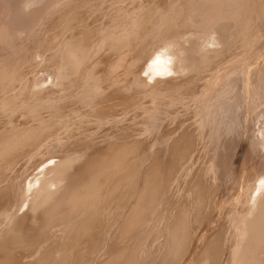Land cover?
I'll use <instances>...</instances> for the list:
<instances>
[{"label":"rangeland","instance_id":"obj_1","mask_svg":"<svg viewBox=\"0 0 264 264\" xmlns=\"http://www.w3.org/2000/svg\"><path fill=\"white\" fill-rule=\"evenodd\" d=\"M27 1H25V0L24 1L23 0H0V127L2 126V128H0V139H1L0 141L5 140L7 142V140L11 139L9 141L11 143L12 142L14 143L16 141L15 137H19V136H17V134L23 135V134H28L29 132H31L32 134L36 135V137H34L35 135H33V137L30 136L28 138L29 140L31 139V142H29V140L27 141V139H26L24 141L25 145L20 144L21 148H20V146L13 148L12 150L14 153H12V150H10L6 156L8 158H5L4 161H0V165L1 164L6 165L5 167L7 170L5 172L1 171V173H3V172L4 173L0 174V176H1V178H0V204H1V206H0V249L3 251V253H2V251L0 250V264L5 262V261H3V259L6 260L7 258L9 259V257H11V259H9L11 261L16 262L18 260L17 262H20L19 264H21V262H22V264H29V263L30 264H38L39 262L41 263V262H45V261H48V263L46 262L47 264H51L52 260H54V259L59 260L60 259L59 256H62L65 254L64 250L66 247L63 248L64 252L62 251V253L61 252L58 253L57 251L56 252L53 251L54 254H53V252L51 253V251H52L51 248H53V246H55L57 243H60L62 245H64L66 243V241H67V234L66 233H68L67 229H66L67 226L63 225V224H65L64 223L65 213L63 212L60 217H57L55 212H54L57 210V209H55V207L60 205L58 203V201L60 203H62L63 201L66 203V201H65L66 198H64L63 196H64V194H66L65 197H67V193H65L64 191H66V189L68 191V188H69L68 186L72 185L73 182L77 178L80 179L81 176L78 175V173H77L78 176L75 175V171L77 172V171H79V169H81L80 171H82L84 166L90 161L89 157H91V156L93 157L97 153H103L107 149V147L114 146L116 144V142L117 143L119 142L118 144H121V143L127 144V142H132L133 139H136V138L138 139L139 135H140L139 139L140 138L143 139V137H145L144 133L142 135V133L140 132V129H142V128L139 127L140 123H141V120H139V117H137V118L135 117L138 120L134 121V124L132 125V126H137L136 130L139 132H136V130H134L133 134H132V132L129 133V131H128L130 128L129 126L115 125V122H116L115 120L119 119L120 118L119 115L121 114L120 113L121 111L120 112L118 111V108H120L119 105L121 106V104H119V101L122 100V101H120V103L124 102L123 99L130 101V96H134V94H136L137 92L142 93L139 90H136L137 91L136 92L135 90L132 89L131 83L129 82V76H128V75H130V72L132 71L131 68H134L136 65H138L139 63L137 64V62H139L140 60H142V62L143 61L146 62L145 59L148 60V58L153 53L155 46L158 42H159V44H157V45H159V46L160 45L166 46V43H171V44L174 43L172 45L173 47L171 46L172 50H178V49H180L186 45L187 47L185 46V48H188V50H189L187 54H190L189 57H191V58H189L191 60V61H189V63L193 64V65H191L192 70H194V68L202 69V68L207 67L206 71H208V72L209 71L211 72L214 70L216 71L218 68H220V66L224 65L225 62H227L226 59L229 61V59L235 58V55H236L235 53L232 54L229 51V48L227 50H224L223 47H221L220 49H219V47L213 48V50L215 52H219L217 54L212 52L213 51L212 50V44L210 42L211 41L210 36H212L211 35L212 30H209V29H212V25H211L212 19H210L212 17V11L210 12L211 8H209V7H211L210 3L212 4V1H214V0H212V1L211 0H180V1L179 0H151V4H147V5H143L146 0L145 1L140 0L142 4L138 3V5L141 8L138 7L137 9L135 7L133 8L132 6L128 5L132 1H135V0H130V2L128 1L129 3L126 0L124 5L125 6L128 5V8H125V7L123 8V6H122V8H120V9L118 8L117 11L113 9L114 11L112 10L111 12H110V10H111L110 8L121 3V2H123V0H69V1L68 0H55V1L54 0H34L33 3H32L33 0H27ZM140 1H137V2H140ZM247 2H249V3H247ZM261 2H262L261 0H248V1L246 0V1H244V3H246L245 4L246 6H243V8H241L240 12L237 10L239 13H241L240 15H242V13L244 15V14H246V12L247 13L251 12L250 17H247V18L245 17L246 19H249L248 21H250V22L246 21V23H245L246 26L245 25L243 26V28H247L246 34H243L244 30L241 31L242 37L243 38L245 37L246 39L244 38L242 41V44H240L241 46H244L243 48L240 47L243 50L238 48V49H240L238 51L239 54L240 53H248L250 51L249 49L252 50V48H250V46L253 47V45L254 46L258 45L256 43H259L260 39L261 40L263 39L259 35L256 37V33L251 38L252 34L254 33V30L256 32V31H258V29H261L264 26V20H262V18H261L264 16H260V15L264 14L263 13L264 11L262 12V7H260L264 4H261ZM26 4L29 7L26 6ZM22 5H25V6H22ZM121 5H119V6L121 7ZM21 6H22V8H20ZM16 7H17V9H15ZM129 7L133 8V9H131ZM263 8H264V6H263ZM22 9H24V10H22ZM122 9H123V11H121ZM129 9L131 12L128 11ZM135 9L138 10V12L132 13V11ZM242 9L245 10V12ZM143 10H144L145 14L143 13ZM149 10H151V11H149ZM165 10H166V12H165ZM205 10L206 11L208 10V12H205ZM251 10H253V11H251ZM256 10H258V12H256ZM153 11H156V12L158 11V13H157L158 16L157 17L155 16L157 18V20L154 17V20L152 21L153 23H151V22H150V24L148 23L149 21H151V19L150 20L148 19V21H147V20H144L143 18L139 17V13L140 14L143 13L140 15L143 17L146 15V12L149 13V12H153ZM124 12H126V13H124ZM163 12H165V13L163 14ZM194 12H195V14H194ZM259 12H262V13H259ZM114 13L116 16V20L113 19V18H115ZM129 13H130V15H129ZM203 13H204V15H203ZM205 13L206 14L209 13V15H208L209 17L208 16L206 17ZM117 14H118L119 18L117 16ZM121 14H126V15L128 14V15L125 18L121 16V18H122L121 19L120 18ZM96 15H98V16H96ZM137 15L139 18L137 17ZM240 15L238 14L237 17H239ZM253 15H255V16H253ZM160 16H162V17L160 18ZM164 20H166V21H164ZM257 21L259 23H256ZM141 22H143L142 25H141ZM144 22L146 24L148 23V25L144 24ZM191 22H192V24H191ZM197 22H198V24L200 23L199 25L201 27V31H200V28H199V30H197L199 27ZM194 24H195V26H194ZM205 24H207V25H205ZM143 25H144V27H143ZM179 25H181V27H179ZM210 25H211V27H210ZM196 26H197V29H194V28H193L194 30L191 29V27H196ZM189 28L191 30H193L194 32L193 31L191 32V30ZM180 29H182V30L180 31ZM203 29H204L205 33L207 32V34L203 33V31H202ZM195 30L197 32L200 31L197 34L200 35V37L202 35V37H203L202 39L198 37ZM152 31H153V33H152ZM160 31H162V32H160ZM235 31H236V29H235ZM261 31H262V29H261ZM163 32H165V33H163ZM238 32H240V31H238ZM172 33H175V34L172 35ZM192 33H193V36H192ZM165 34L166 35L168 34V35L166 36ZM171 35H172V37H171ZM206 35H208V36H206ZM245 35H249V36L247 37ZM204 36H206V37H204ZM187 37H188V39H187ZM197 37L200 39V41L201 40L202 41L200 42ZM158 38H159V40H158ZM204 39L206 41H204ZM108 40H110V41H108ZM182 40H184L185 42L188 40L189 42L185 43ZM256 40H258V41H256ZM195 41H196V43H195ZM207 41L210 43L208 44ZM235 41H237L238 43H241L240 39H239V41H238V39L234 40V42ZM192 43H194V44H192ZM187 44L189 45V47ZM200 44H202V45H200ZM245 45H247V46H245ZM77 46H78V48H77ZM84 46H86V48ZM194 46H196V47H194ZM131 47H132V49H131ZM125 49H126V51H124ZM142 49H145V52ZM222 49H223V51H222ZM263 49H264V47L260 50V52H264ZM77 50H78V52H77ZM134 50H135V52H134ZM139 50H141V51H139ZM142 51H143V54L144 53L145 54L142 55V58H141L140 55H141ZM207 51H209L210 53L212 52V54H210ZM138 52L140 53V55ZM83 53H86V54H83ZM137 53L140 56V58L137 55ZM148 53H150V54H148ZM129 54H131V55H129ZM191 54H192V56H191ZM199 54H201V55L203 54L204 56H206L205 57L206 60L201 59L202 61L199 62L198 61V57L200 56ZM220 54H222V55H220ZM215 55H217L219 57V58L216 57L217 61L213 60ZM84 56H85V58H84ZM208 56H210V57H208ZM225 56L227 58H225ZM126 57H128V59ZM137 58H139V59H137ZM143 58H144V60H143ZM125 59H126V61H125ZM136 60H138V61H136ZM193 60L196 61L197 66H196L195 62H193ZM212 60H213V62H212ZM79 61H80V63H79ZM130 61H131V63H129ZM142 62H140V63H142ZM257 62H260V64L264 65V53L257 55V57H255V59H253L250 63L247 64V67H250V66L253 67L254 66L253 64L257 63ZM126 63L128 64V70H130L129 73L125 69V68H127ZM133 63H135L134 64L135 66H133ZM202 63H203V65H201ZM207 63H209V64H207ZM219 64H222V65H219ZM201 66H202V68H201ZM125 70H126V72H125ZM123 74H124V76H123ZM125 79H126V81H125ZM184 79L185 80L182 82V85L184 87L182 85L181 86L186 91L182 90V88H181V90H178L181 87V86H179L177 88L178 96L182 92L183 93L185 92V94L188 95L190 93L188 91H192L195 87L198 86V84L192 83L193 80L189 81L187 78H184ZM121 80H123L124 82ZM125 82H127V83H125ZM188 82H190V83L188 84ZM184 83L186 85H184ZM192 84L194 87L192 86ZM56 85H58V86H56ZM190 86H192V87H190ZM122 87L124 88L123 89L124 92L123 91L121 92ZM188 88L189 89L192 88V89L189 90ZM170 91L171 90H168L167 95H169V96H167V97L170 99L168 103H170V101H171V103L167 104V106L168 105L170 106V107L168 106L167 108L168 109L170 108L171 111H172V107L173 108L177 107L176 108L177 111L183 110L184 108H186L185 111L184 110L183 111H184V114H187L189 117V118H187V116L186 117L184 116V118L182 120L180 119V121H183L185 118H187L185 125L182 126V127L185 126L182 130V133H183L182 141L184 140L183 141L184 143L187 141L189 143L194 141V140L196 141L199 138V135H200L199 130L200 129L197 130L196 124L193 123V121L195 120V116H193L194 118H192V115L194 114L193 111L187 109L189 107L188 105H190V104L187 101H184V103H183L182 100L177 99L176 98L177 96H175L177 93L175 91H171V93L172 92L175 93V94L172 93L174 95V96H172V94L169 93ZM133 92H135V93L133 94ZM122 97H123V99H122ZM174 97H175V100H174ZM126 100H125V102H126ZM174 102H176V103H174ZM173 103H174V105H173ZM175 104H177V106ZM116 108H117L118 113H116ZM129 110H131L130 107H129ZM122 112L126 113V112H128V110L127 111L125 110V112L124 111H122ZM188 112H190V113H188ZM114 114H116V115H114ZM189 114H191V115H189ZM190 121H191L192 125H191V123H189ZM1 122H3L4 124H2ZM186 123H189V124L186 125ZM4 125H5V127L3 128ZM6 125H9V126H6ZM260 125H261L260 123H258V125H257V123H254L252 125L251 132L254 133L257 130V127H259ZM174 126H176V125L174 124ZM255 126H256V128H255ZM114 127H116V128H114ZM50 128H52V129H50ZM138 128H140V129H138ZM178 128H180V127L176 126V129H178ZM21 130H22V132H21ZM52 131H54V132H52ZM186 131H187V133H185ZM192 131H193V133H192ZM120 134H121V136H120ZM184 134H187V135L189 134V135L184 136ZM131 135H133V136L131 137ZM41 136H42V139H40ZM134 136H136V137L134 138ZM183 137H184V139H183ZM186 137H188L189 139ZM34 138H36V139L34 140ZM126 138H127V140H126ZM129 138H131V139H129ZM151 140H152V138H151ZM32 141H34V142H32ZM36 141H37V143H36ZM2 142H4V141H2ZM2 142H0L1 147L4 146V145H1ZM10 142H8V143H10ZM200 145L201 144L199 143V145L195 147V149L198 147L200 150L197 148L195 151H193L194 155L197 153H198V155H195L196 157L193 155V159L191 160L193 162L190 161L188 163V164H190V167L187 164V168L183 169V171H182L183 172L182 175H184L188 172L191 174H189V176L185 175L186 177L185 176L181 177L176 182L177 186L175 183H174V185L171 184V186H170L171 190H169V192L167 194L169 196H167L165 199L166 200V203H164L165 206H162V208H159V214L161 213L162 210H164L166 213H168V211H169L168 208L170 205H171L170 207H172V205H174L175 202H177V201H178L177 203L179 205L185 204V203H187L186 201L188 200V198H191L192 196H193L192 200L196 198V200L197 199L200 200L199 203L201 202V205H205V206H202V208H200V209H196L194 207H189V209L191 208L190 212L195 213V217L196 218L199 217L200 219L198 218V220H196L197 224H195V222H193V223L191 222V224H189V226H192V227H190L191 229L189 228V226H188V228L186 226L187 230L189 229L187 232L188 235L186 236V238H188V240L186 239V241L188 242V245L186 244L187 242L186 243L184 242L182 245L180 244L181 246H171V247L164 246L165 245L164 241H166V239H167L166 236H158V238H161V240L160 239L158 240V238L156 239V235L159 234V232H163L162 231L163 226H161V225L159 226L161 228L151 229L150 232L148 231L149 228L144 225L142 228L143 232L141 231V233L143 235L145 234L144 236L142 234L138 233L139 235L138 234L135 235L137 237L139 236L138 238L135 236L129 237L130 238L129 241L125 240L123 243L120 242V240H121L120 233L122 234L123 233L122 229L124 231V229L127 227V219H129L131 217V213L133 212V210L138 207L140 197H142V194H143L142 191L144 189V186H142V183L144 182L143 184H145V179H146L145 176H146L147 172L149 171L146 169L147 168L150 169V166L148 164H150L152 166L154 164L153 162L156 161V159L157 160L160 159V161H164L165 163L167 161H169V159L167 157H164L163 154H157V156H156V149L152 150L153 151L152 152L150 150H148V151L146 149L144 150L143 149L144 146H141L139 153H138L139 159H136L137 162H135L133 164V170H132L131 176L129 177V180H128V182H129L128 191H126V192H128L127 200L125 201L124 197L122 196L121 202H123L122 204L125 203L124 204L125 206L122 205V207H120L121 209L119 208L117 210L116 214L104 218V220H107V218H108V221H105L102 224V226L105 225V223H106V225H108L109 229L107 228L106 232L104 233L103 245H102V248L100 249V252L96 253L97 255L95 254L93 256V258L96 259V260H94L95 262L93 261L94 262L93 264H99L100 261H104L105 259L107 260L108 258H110L109 252L114 250L115 248L116 249H118V248L125 249V247H127V246L130 249L127 253H129L132 249H134V248L137 249L139 247L138 252H136V249H134V251H133L135 254L136 253L137 254L136 255L134 254L131 256L133 258L132 264H146V263L147 264H152V263L158 264V262L160 263V260L162 261L161 264H167V263L176 264L174 261L175 260L177 261V259H178L177 256H181V260H179V262L181 261L180 263L182 264L183 263L182 260L186 259V256L189 254L187 252H190L191 249L193 248V246L199 241L200 238H202V235L204 233V229L206 228L208 221H210L212 219V216L214 214L217 215V213H220V212L221 213L225 212L226 210H229L231 208L235 209L236 205H234V203H236L235 199L238 198L237 196L240 195L239 197L242 198L246 194V193H240L238 188H240L242 183H244V182L246 183V180L243 179V181H242V178H243L242 176L244 175V178L247 177V175L250 172V167H246V169L248 168V170L244 169V172L240 169L238 170V172L236 174L237 177H235V180H234L235 182L232 183L230 186V187H232V186L233 187L237 186V187H235V189H232L233 187L231 188L232 191H234V192H232L230 190L228 197H227V199L230 198V200L228 199L226 207H224L222 205H224V203L226 201H224L223 199H222L223 202L220 201V199L218 197L219 194H217V193H219L218 189H220L222 187V185L224 183V179L226 178L225 175L228 171V169H227L228 165L224 164L223 167L220 169L221 173L218 170L216 172V174L212 175L213 177L211 176L212 178L209 177V180H210L209 181L208 178H205L206 176H204L205 175V173H203L204 170H202V171H200V170L203 168L204 169L206 168L205 166H207L208 161L214 155V152L216 153V151L213 150L214 148H212V151H213L212 152L213 155H212V154H210V148H209L208 150H205V152L202 155V153H201L202 152V149H201L202 146L200 147ZM104 148H105V150H104ZM231 148H232V146H231ZM146 151L148 152V156H147V154H143ZM196 151H198V152H196ZM140 152H142V153L140 154ZM149 153H151L152 155H150ZM199 153H201V155H199ZM205 153H206V155H205ZM242 153H241V158H239V161L241 159H243L244 155L246 154L245 149L243 150ZM16 154H18V155H16ZM208 154H209V156H207ZM20 155H22V156H20ZM139 155H141V157ZM218 155H219V153H218ZM13 157H14V159L17 160L15 162L16 164L15 163L13 164L12 161L9 164L8 162H10V159L12 160ZM161 157L163 158V160ZM207 157H209V158L207 159ZM151 158H152V160H151ZM139 160H141V162ZM144 160H145V162H144ZM146 160H147V162H146ZM18 161H19V163H18ZM205 161H207L206 164H205ZM21 162H22V165H21ZM199 162L200 163L202 162V163L200 164ZM7 163L12 167L14 165V167H16V168L12 169L8 165L9 169H7V167H8ZM63 163H65V164H63ZM139 163H141V165ZM191 163H192V165H191ZM196 163H198V165ZM135 164H137V166ZM16 165H18V166H16ZM138 165H139V167H138ZM67 167L69 169H67ZM190 168H193V169H191L192 171L189 170ZM52 169H54V170H52ZM142 169H143V171H142ZM49 170H52V171H49ZM67 171H68V173H67ZM69 172H71V174ZM72 173H74V174H72ZM198 173H199V175H198ZM37 174L38 175L40 174V175L37 177ZM62 174H63V176H62ZM45 175L46 176L48 175V176L46 177ZM196 175H197V177L200 176V178L198 177V179H197ZM61 176L63 177L64 182H62L63 179H61L62 181L61 182L59 181V183L61 185H59V183H57V180L58 179L60 180V178H62ZM75 176H76V178H75ZM52 177L57 179L56 183L58 185L57 184L56 185L62 187V191L65 189L63 192L61 191L62 193H60V191L58 189H56L57 186L55 184L53 187H52V185H50L52 188H49V189L53 190V194H52V190H50L51 194H48V195L46 194L49 197V199H51L54 196V194L56 196V193L58 192L57 193V194H59V195H57L58 198L59 199L63 198V200L60 201L57 198V196L56 197L54 196L53 199H51V200H55L54 198H57L53 203L54 204L57 203L58 205L57 204L53 205V203H50L51 201H48L49 200V199H47L48 197L45 198L46 197L45 193H49V192H47V190L45 191V189L43 188V185H42L43 179H45V181H46L50 178L52 179ZM133 177L135 179H133ZM38 178H40L42 180V182L40 183L41 180H39L38 182L36 181V182H34L35 185L31 186V188H30L31 184L29 182L32 183L33 179L37 180ZM65 178L66 179H68V178L73 179L74 178L75 180L73 179L74 181L71 183L72 180L66 181ZM137 178L139 179V181ZM237 178L241 181H238ZM193 180H195V182ZM197 180H199L201 182H199ZM206 180L208 181V183L206 182ZM212 180H214V181H212ZM215 180H218V182L216 181V183H215ZM68 182H70V183L68 184ZM210 182H211V184H210ZM62 183H63V185H62ZM64 183H65V186H64ZM75 183L76 182H74V184ZM197 183H199V184H197ZM28 184H30V185L28 186ZM178 184H180L179 187H178ZM201 184H203V185H201ZM238 184H239V187H238ZM184 185H186V186L183 187ZM198 185L200 187H202V189L205 186V188L203 190L205 192H207L206 193L207 196L204 195V197H206L205 199L207 201L204 199V197L201 198L202 197V189H200L201 191H199L201 194L199 192L198 193L197 192H195V193L189 192V190H191L194 186L196 187ZM212 185H213V188H212ZM177 187H178V190L176 189ZM28 188L30 191L28 190ZM32 188H35L33 190L34 191L33 195H32L33 191L31 192ZM185 188H190V189L187 190ZM24 189H25V191H24ZM129 189H130V191H129ZM172 189L174 190V192ZM205 189H207V191ZM60 190H61V188H60ZM138 190H140V191H138ZM26 191H27V193H26ZM35 191H37V193ZM134 191H135V193H134ZM30 192H31V194H30ZM137 192H138V194H137ZM183 192H185V193H183ZM22 193H24L27 197ZM181 193H182V195H181ZM213 193H214V195H213ZM233 193H235V194H233ZM28 194H29V196H28ZM60 194H63L62 198L60 197L61 196ZM130 194L132 196L129 199ZM172 194H173V196H172ZM22 195H24L25 197ZM49 195H52V196H49ZM229 195H231V196H229ZM135 196H136V198H135ZM197 196H198V198H197ZM210 196H211V198H210ZM233 196H235L236 198L234 197L235 198L234 199ZM199 197H200V199H199ZM23 198L24 199L27 198V199H29V201L23 204V203H21V200ZM171 198H173V200ZM214 198L217 199V201H216L217 203L215 202ZM133 199H135V201ZM167 199H169V200L171 199L170 201H172V203L169 200L167 201ZM233 199L235 201H233ZM174 200H176V201H174ZM211 200H213V201H211ZM47 201L49 202V204H51L48 208H50L52 206L55 210H53L52 207H51L52 210L51 209L49 210L48 208H46V206L49 205V204H47L48 203ZM127 201H129V202H127ZM202 203H204V204H202ZM210 204H211V206H210ZM22 205H26V206H22ZM61 205H63V203ZM61 205H60V209L58 208V210H62V209L64 210V207H62ZM132 206H133V208H131ZM206 206H207V208H206ZM208 206H209V208H208ZM166 207L168 210L166 209ZM43 208H45L44 210H46V211L47 210L51 211V213H53L54 215L53 214L48 215L47 214L48 211L47 212L45 211L46 212L45 213L42 210ZM124 209H126V210H124ZM193 209H195V210H193ZM209 209H210V211H209ZM211 209H212V211H211ZM4 210H6V211H4ZM178 211H179V209L176 210V212H178ZM28 212H29V214H28ZM39 212L40 213L42 212V215ZM201 212H203V214L205 212H207V213H205V215H203ZM212 212H213V214H212ZM118 213L120 215H118ZM128 213H130V215ZM208 213H209V215H208ZM201 214H202V216H201ZM34 215H35V217H34ZM47 215L49 216L47 219L51 218L56 222L52 221L50 223V224H52L51 225L52 227H48L49 229H45L46 231L43 234L40 233V235H42V236H38V238L36 239L35 242H33V241L30 242L29 239L33 240V237L31 238V236H30L29 239L27 238V240L30 243L29 242L23 243V244H21V247H17V248H21L20 250L17 249L16 247H11V246L9 247V246H5V244H3L4 242H6L8 239L11 238L10 235L14 234V233L12 234V231L14 232V229L20 223L21 218H24L27 216L26 218H27L28 222L26 220V222H24V223L26 225L28 224L29 228L34 227L36 224L40 228L41 224L40 225L38 224L39 223L38 218H39V220H41V222L44 221L43 223H45ZM50 215H53V216H50ZM37 216H39V217H37ZM54 216L56 218H58V220H56V218ZM203 216L205 219L203 218ZM225 217L226 216L223 217L224 220H226ZM34 218H36L37 220ZM118 218H120V219H118ZM223 218L221 217V219H223ZM31 220L32 221L35 220L38 222L34 223V221L32 222ZM17 222H19V223L17 224ZM204 222H206V223H204ZM61 224H62V226H61ZM201 224H203L204 227H202ZM220 224H221V222H220ZM220 224L216 225V227L218 226L217 229L214 228L213 231H211V234L208 235V237H212V235L217 233L216 232L217 230L219 231V228L221 227ZM37 225H36V227H37ZM118 225H120V226L118 227ZM199 226L201 227V229L199 228ZM36 227H34V228H36ZM62 227L65 229H63ZM34 228H32V229H34ZM51 228H53V230ZM202 230H203V233H202ZM117 232H118V235H117ZM195 234L197 237L195 236ZM39 238H41V239H39ZM118 238H120V239H118ZM189 238L192 240H190ZM193 239H194V241H193ZM59 240H61V241H59ZM207 240H209V239L205 238V240L203 242V246H202L203 240L199 241L200 247H201L200 251L198 253L199 255L201 254L200 252H203L204 249L206 250V248H209L211 246L209 243L210 240H209V242ZM117 241H119V242H117ZM189 241H190V244H189ZM106 242H107V244H106ZM114 243H115V245H114ZM204 243H206V245L208 243V245H210V246H208V245L205 246ZM1 244H3V245H1ZM22 245H23V247H22ZM46 245H47L48 249L45 247ZM111 245H112V247H111ZM161 245L164 247H162ZM186 245H187V247H186ZM189 245L191 248L189 247ZM218 245H219V242L215 243V245L211 246V248L212 249H213V247L216 248V246L218 248L221 247L220 245L219 246ZM183 246H185V247L181 248V249L179 248V247H183ZM204 246H205V248H204ZM1 247H3V248L7 247L8 250L9 249L10 250L8 251L7 249H2ZM30 247H34V248L31 249ZM166 247H168V248H166ZM176 247H177V249H176ZM11 248H13L12 251H13V254H15V255H12ZM164 248H166V249H164ZM110 249H112V250H110ZM168 249H169V251H168ZM178 249L179 250L183 249L184 252L186 251V253L179 251ZM163 250H164V252L166 251L167 254H169L171 256L166 254L167 255L166 256L167 258H166L165 257L166 252L164 253ZM48 251L52 254V256ZM7 252H9V254ZM227 252H228V250H224V252H223L224 257L228 256ZM36 253H37V255H36ZM170 253H172V254H170ZM173 253H175V254L173 255ZM16 254L20 255L19 256L20 258ZM56 254H57V256H56ZM154 254H156V255H154ZM158 254H162L163 256L158 255ZM43 256H45V257H43ZM47 256H48V260H45V258L47 259ZM106 256H109V257H106ZM13 257H15V260H13L14 259ZM30 257H31V259H30ZM171 257L173 258V260L175 257H177V259L175 258L174 261L173 260L171 261V259H172ZM65 258H66V256H65ZM163 258L165 259L166 263L164 262ZM168 258L170 260H168ZM8 259L6 260V261H8V264H12L9 262ZM37 259L40 261H38ZM143 260H145V261H143ZM152 260H154V261H152ZM179 262H177V263H179ZM5 263H7V262H5ZM191 263L194 264V261H190L189 264H191ZM13 264H15V263H13ZM41 264H44V263H41ZM62 264H65V263H62ZM66 264H67V262H66Z\"/></svg>","mask_w":264,"mask_h":264},{"label":"bare ground","instance_id":"obj_2","mask_svg":"<svg viewBox=\"0 0 264 264\" xmlns=\"http://www.w3.org/2000/svg\"><path fill=\"white\" fill-rule=\"evenodd\" d=\"M25 1H27V0H25ZM128 1L130 2V0H127V2ZM137 1H140V0L132 1L130 4H128L129 3L128 2L127 4L129 6H132L133 8L135 7L137 9L138 7H140L138 5V3H141L142 0L140 2H137ZM244 1H246V0H214V1H212V4L210 3V6H211V7H209V8H211L210 12L212 11V17L210 16L211 17L210 19H212V24L211 23L210 24L212 25V29H209V30H212V33H211L212 36H210L211 37L210 42L212 44V50L214 47H219V49L221 47H223L224 50H227L229 48V51L232 54H234V53L236 54L235 58H233V59L231 58V59H229V61L226 59L227 62H225L224 65L219 64L222 66H220V68H218L216 71L214 70V71L208 72V71H206L207 67L202 68V66H201L202 69L194 68V70H192L191 65H193V64L189 63V61H191L189 58H191V57H189L190 54H187L189 50H188V48H185L186 45L183 47L181 46L182 48H180L178 50H172L171 46L174 43H172V44L166 43V46H161V45L159 46V45H157V44H159V42L156 44L155 49H154L153 53L151 54V56L148 58V60L145 59L146 62H144V61L142 62V60H140L139 62H137V64L138 63L139 64L136 66L134 65L136 62L133 63V66H135L134 68H131L129 66L132 70L130 72V75H128L129 76V82L131 83L132 89L135 91L139 90L142 93H138L136 91L137 93L134 94L135 92H133L134 96H130V101L123 99V97H122L124 102L120 103V101H122V100L119 101V104H121V106L119 105L120 108H118V111L119 112L121 111L120 112L121 114L119 115L120 118L115 120L116 121L115 125L129 126L130 128L128 131H129V133L132 132V134H133V131L136 130L137 126H132V125L134 124V121L138 120L136 118L139 117V120H141L139 127H141L142 129H140V128H138V129H140V132L142 133V135L144 133L145 137L142 136L144 140L142 138L139 139V137H140V135H139V137H138L139 140L137 138L133 139L132 142H127L128 145L123 144V143L118 144L119 142L118 143L116 142V144L114 146L108 145L109 147H107L106 150L104 148L105 151L104 152L102 151L103 153H97V154H95V156L89 157L90 161L84 166L82 171H80L81 169H79V171H77V172L75 171V175H77V173H78V175L81 176L80 179L77 178L75 180L73 178L75 180L74 181L71 178H68V179L65 178L66 181L72 180L71 183L73 181L76 183L74 184V182H73L72 185H69V186L67 185L69 187L68 188L66 186L68 188V191H67V189H66V191H64L65 189L63 190L65 193H67V197H65L66 194H64V196H63L64 198H66V200H65L66 203L63 201L62 202L63 205H61L62 203H60L58 201V203L62 207H64V210L63 209L58 210V208L60 209V205H59V206L55 207V209H57V210L54 212H55L57 217H60L63 212L65 213V221H64L65 224H63V223L62 224L67 226V228H66L67 232H68V233H66L67 234V241L65 243L66 245L65 244L62 245L60 243H57L55 246H53L55 244L53 242L54 244L52 245L53 248H51V250H52L51 253L53 251H55V252L57 251L58 253L59 252L62 253V251L64 250L63 248L66 247L64 250L65 252L63 251L65 253L64 255L66 256V258L64 255H62V256L58 255L60 257V259L59 260L58 259L52 260L51 264H62V263L66 264V262H67V264H93L95 262L94 260H96V259H94L93 256L96 253L100 252V249L102 248V245H103L104 233L106 232V230L108 228V225H106V223H105L106 226L105 225L102 226V224L105 221H108V218H107V220H104V218L116 214L117 210L120 207H122V205L125 204V203L122 204L123 202H121L122 196L124 197V199L126 201L128 198V192H126V191H128V185H129L128 180H129V177L131 176V173L133 170V164L135 162H137L136 159H139L138 153H139L141 146H144L143 149L144 150L146 149L147 151L148 150L152 151V150L156 149V156H157V154H163L164 157H167L169 159V161H167L165 163L164 161H160V159L159 160L156 159V161L153 162L154 164L152 166L150 164H148L150 166V169L146 167L147 168L146 170H149V171L147 172V174L145 176L146 177L145 184H143L144 182L142 183V186H144V189L142 191V193H143L142 197H140L138 207L133 210V212L131 213V217L129 219H127V227L124 229V231L122 229V232H123L122 234L119 232L121 235L120 242L123 243L125 240L129 241L130 240L129 237H134L138 233L142 234L141 231L143 232L142 228L144 225L149 228L148 229L149 232L151 229L161 228V227H159L161 225V226H163V228H162L163 232H159V234L156 235V239L158 238V236H166L167 239H166V241H164L165 242L164 246H169V247L181 246L184 242L186 243L187 242L186 239L188 240V238H186V236L188 235L187 232L189 229L187 230V228H188L189 224H191V222L192 223L195 222V224H197L196 220H198V218H199V217L198 218L195 217V213L190 212L191 208L189 209V207H194L196 209H200V208H202V206H205V205H201V202L199 203L200 200L197 199L198 200L197 201L195 197H194L195 199L192 200V198H193V196H192L191 198H188L187 201L185 200L187 202L185 204L179 205L177 203L178 202L177 201V202H175V204L173 203L174 205H172V207H170L171 205L170 206L168 205L169 206L168 213H166L164 210H162V211L160 210L161 213L159 214V208H162V206H165L164 205V203H166L165 199L167 196H169L167 194H168L169 190H171L170 189L171 184L174 185V183H175L177 186L176 182L181 177H184L185 175L189 176V174H191L188 172V173L182 175V173H183L182 171H183V169L187 168V164L193 159V155H194L193 151H195L198 148L197 147L195 149V147L198 146L199 143L201 144L200 147L202 146L201 147L202 155L205 152V150H208L209 148H210V154H212V152H213L212 148H214L213 150L216 151V153L214 152V155L212 154L213 156L208 161L207 166H205L206 168L205 169L203 168L200 170V171L204 170L203 173H205V175H204V176H206L205 178H208V180H209V177L212 178L213 177L212 175L216 174V172L218 170L220 172V169L223 167L224 164L228 165V167H227L228 171L225 175L226 178L224 179V183H223L221 188L218 186L220 189H218L219 193H217V194H219L218 197H219L220 201H222V199L224 201H226L224 203V205H222V206L226 207L228 199L230 200V198L227 199L230 190L232 191V189H235V187H237V186H234V187L232 186L233 187L232 188L230 186L232 183L235 182L234 180H235V177H237L236 174H237L238 170L240 169L244 172V169H246V167H250V172L247 175V177L244 178V175L242 176L243 177L242 181L244 179V180H246V183L245 182H244L245 184L242 183L240 188H238L240 193H246V194L242 198H240L239 197L240 195H238L237 199H235L236 195L233 196V198L235 197L234 199L236 200V203H234V205H236L235 209L231 208L229 210H226L225 212L217 213V215L214 214L212 216V219L210 221H208L206 228L204 229V233L202 230L203 235H202V238L199 239V241L203 240L202 246H203V242H204L205 238H207L210 240V242H209V240H207V241L210 243L211 246H213V245H215V243L219 242V245L221 247L218 248L216 246V248L213 247V249H212L211 246L208 245V243H207V245L210 247L206 248V250L204 249L203 252H200L201 254L199 255L198 253H199L200 248H201L200 242L196 241L197 243L193 246L191 251L187 252L189 254L186 256V259L182 260V262H183L182 264H189L190 261H194V264H264V65L260 64V62H257V63L253 64L254 65L253 67L252 66L247 67V64L250 63L253 59H255V57H257V55L264 53V52H260V50L264 47V41H263L264 40V26H263V28H261L262 31H261V29H258V31H256V32L254 30V33L251 36V38H252L256 33V37L259 35L260 37L263 38L262 40L259 38L260 39L259 43H256L258 45H255V46L253 45L254 48L250 46V48H252V50L249 49L250 51L248 53H240L239 54L238 51L244 47V46H241L240 44H242V41L245 38V37L244 38L242 37L241 31L244 30L243 34H246L247 28H243V26L245 25L246 21L249 20L246 18L250 17V13H251V12H248V13L246 12V14L243 15V13H242V15H240L241 13H239V12H240L241 8H243V6H246L245 5L246 3H244ZM261 1H262L261 4H264V0H261ZM33 2H34V0L32 1V3ZM125 2H126V0H123V2L111 7L110 12L113 9L117 11V9L122 8V6H123V8L124 7L128 8V5L127 6L124 5ZM247 3H249V2H247ZM147 4H151V0H146L143 5H147ZM119 5H121V7ZM22 6H25V5H22ZM22 6L20 8H22ZM26 6H28V5L26 4ZM263 6L264 5L260 6V7H262V12L264 11ZM129 8H131V7H129ZM133 8H131V9H133ZM15 9H17V7ZM22 10H24V9H22ZM135 10H133L132 13L138 12V10H136V11ZM166 10H165V12H166ZM121 11H123V9ZM128 11H130V9ZM149 11H151V10H149ZM158 11L157 12L153 11V12H149V13L146 12V15L142 17L140 15L144 13V10H143V13H141V14L139 13V17H141L147 21H148V19L149 20L151 19V21L148 22L150 24V22L153 23L152 21L154 20V17L158 16V14H157ZM243 11L245 12V10H243ZM251 11H253V10H251ZM165 12H163V14ZM205 12H208V10L207 11L205 10ZM256 12H258V10H256ZM262 12H259V13H262ZM124 13H126V12H124ZM194 14H195V12H194ZM238 14L240 15L239 17H237ZM127 15L121 14L120 18H121V16L125 18V17H127ZM129 15H130V13H129ZM203 15H204V13H203ZM208 15H209V13L206 14V17ZM96 16H98V15H96ZM114 16H115V13H114ZM117 16H118V14H117ZM253 16H255V15H253ZM260 16H264V14L260 15ZM137 17H138V15H137ZM156 17H155V19L157 20ZM161 17L162 16H160V18ZM118 18H119V16H118ZM261 18H262V20H264L263 19L264 17H261ZM113 19L116 20V16ZM164 21H166V20H164ZM248 22H250V21H248ZM142 23L143 22H141V25H142ZM148 23L146 24L144 22V24H146V25H148ZM256 23H259V22L257 21ZM191 24H192V22H191ZM197 24H198V22H197ZM205 25H207V24H205ZM211 25H210V27H211ZM194 26H195V24H194ZM143 27H144V25H143ZM179 27H181V25H179ZM193 28L197 29V26L191 27V29H193ZM199 28L201 31L200 25H199L197 30H199ZM182 29H180V31ZM235 29H236V31H235ZM193 30H191V32ZM202 31H203V33H205L204 29ZM238 31H240V32H238ZM160 32H162V31H160ZM195 32H196V34L199 33L196 30H195ZM152 33H153V31H152ZM163 33H165V32H163ZM174 34L175 33H172V35H174ZM205 34H207V32ZM172 35H171V37H172ZM192 36H193V33H192ZM206 36H208V35H206ZM206 36H204V37H206ZM245 36L248 37L249 35H245ZM198 37L201 39L203 38L202 35H201V37H200V35H198ZM187 39H188V37H187ZM237 39H238V41L240 39L241 43H238L237 41L234 42V40H237ZM158 40H159V38H158ZM108 41H110V40H108ZM182 41H184V40H182ZM199 41H200V39H199ZM204 41H206V40L204 39ZM256 41H258V40H256ZM188 42L189 41L187 40L185 43H188ZM210 42H208V44ZM195 43H196V41H195ZM192 44H194V43H192ZM200 45H202V44H200ZM247 45H245V46H247ZM84 47L86 48V46H84ZM188 47H189V45H188ZM194 47H196V46H194ZM77 48H78V46H77ZM238 48H240V49H238ZM131 49H132V47H131ZM78 50H77V52H78ZM142 50L145 52V49H142ZM241 50H243V49H241ZM124 51H126V49ZM139 51H141V50H139ZM143 51L141 52V55L138 52L139 55L141 56V58H142V55L145 54V53L143 54ZM222 51H223V49H222ZM134 52H135V50H134ZM207 52H209V51H207ZM212 52L215 54L219 53V52H215L214 50ZM212 52L211 53L209 52V53L212 54ZM138 53H137V55H138ZM150 53H148V54H150ZM83 54H86V53H83ZM192 54H191V56H192ZM129 55H131V54H129ZM199 55H200L198 57L199 62L202 61L201 59L206 60L205 59L206 56H204L203 54L202 55L199 54ZM220 55H222V54H220ZM140 56H139V58H140ZM208 57H210V56H208ZM216 57L219 58L217 55H215V57L213 59L214 61H217ZM84 58H85V56H84ZM126 58L128 59V57H126ZM139 58H137V59H139ZM225 58H227V57L225 56ZM143 60H144V58H143ZM213 60H212V62H213ZM125 61H126V59H125ZM136 61H138V60H136ZM140 62H142V63H140ZM193 62H195V64H196V61L193 60ZM79 63H80V61H79ZM129 63H131V61ZM207 64H209V63H207ZM201 65H203V63ZM196 66H197V64H196ZM126 67L127 68H125V69L129 73L130 70H128V64ZM126 70H125V72H126ZM124 74H123V76H124ZM184 78H187L189 81L193 80L192 83L198 84V86L195 87L192 91L187 90L188 92H190L189 94L187 93L188 95H186L185 92L184 93L182 92L178 96L177 91L181 90V88L183 86L182 82L185 80ZM121 81H123V80H121ZM125 81H126V79H125ZM125 83H127V82H125ZM189 83L190 82H188V84ZM193 84H192V86H193ZM184 85H186V84L184 83ZM56 86H58V85H56ZM179 86H181V87H180V89L177 90V88ZM192 86H190V87H192ZM121 89L120 90L122 92L124 88L122 87ZM190 89H192V88H190ZM168 90L175 91L177 93L175 95V96H177L176 97L177 99L182 100L183 103H184V101H187L190 104V105H188L189 107L187 109L193 111L194 114L192 115V118H194L193 116H195V120L193 119L194 120L193 123L196 124L197 130L200 129L199 130L200 135L196 141L194 140L190 143L188 141H187L188 143L187 142L184 143L183 142L184 140L182 141V136H183L182 130L185 127V126L184 127H182V126L185 125V122H186L187 118H189V117L187 114H184V111L186 108L183 109L184 111L183 110L177 111L176 110L177 107L173 108L172 106H171L172 111L170 110V108L169 109L167 108L169 106V105L167 106V104L171 103V101H170V103H168L170 100L167 97V96H169V95H167ZM182 90H185V89L182 88ZM171 91L169 92L170 94L173 93V92L171 93ZM173 94H175V93H173ZM173 94H172V96H174ZM125 100H126V102L128 101L127 102L128 104L125 102ZM174 100H175V97H174ZM174 103H176V102H174ZM174 103H173V105H174ZM175 105L177 106V104H175ZM129 107L131 108V110H129ZM125 110L126 111L128 110V112L123 113L122 111L125 112ZM118 111L116 108V113H118ZM188 113H190V112H188ZM114 115H116V114H114ZM189 115H191V114H189ZM184 116L185 117L187 116V118H185L183 121H180V119L182 120L184 118ZM191 121L189 123H191ZM3 122H1V123L4 124ZM189 123H186V125ZM254 123H257V125H258V123H260L261 125L259 127H257V130L253 133V132H251V130H252L251 128H252V125ZM174 124L180 128L176 129V126H174ZM191 125H192V123H191ZM6 126H9V125H6ZM4 127H5V125L3 126V128ZM0 128H2V126ZM114 128H116V127H114ZM255 128H256V126H255ZM50 129H52V128H50ZM21 132H22V130H21ZM52 132H54V131H52ZM136 132H139V131L136 130ZM185 133H187V131ZM192 133H193V131H192ZM33 135H35V134H32L31 132H29L28 134H23V135L17 134V136H19V137H15L16 141L14 140L15 141L14 143L13 142L11 143L9 141L11 139L7 140V142L5 140H2L4 142L0 141V142H2L1 145H4L2 147L0 146V158H1L0 161H4L5 158H8L6 156L9 153V151L12 150L13 148L20 146V144L25 145L24 141L26 139L28 141L29 140L28 138L30 136L33 137ZM185 135H187V134H184V136ZM120 136H121V134H120ZM132 136L133 135H131V137ZM34 137H36V135ZM135 137L136 136H134V138ZM151 138H152V140H151ZM186 138H188V137H186ZM35 139L36 138H34V140ZM40 139H42V136ZM129 139H131V138H129ZM183 139H184V137H183ZM126 140H127V138H126ZM8 142H10V143H8ZM29 142H31V139L29 140ZM32 142H34V141H32ZM36 143H37V141H36ZM231 146H232V148H231ZM20 148H21V146H20ZM244 149L246 151V154L244 155L243 159H241L239 161V158H241V153L243 152ZM146 152L143 154H147V156H148V152L147 153ZM196 152H198V151H196ZM12 153H14L13 150H12ZM141 153L142 152H140V154ZM201 153H199V155H201ZM218 153H219V155H218ZM149 154L152 155L151 153H149ZM16 155H18V154H16ZM195 155H198V153ZM205 155H206V153H205ZM20 156H22V155H20ZM139 156L141 157V155H139ZM207 156H209V154ZM208 158L209 157H207V159ZM151 160H152V158H151ZM162 160H163V158H162ZM11 161L14 164L17 160L14 159V157H13V159L12 160L10 159V162H8V163L10 164ZM139 161L141 162V160H139ZM144 162H145V160H144ZM146 162H147V160H146ZM191 162H193V161H191ZM206 162L207 161H205V164H206ZM8 163H7V166L9 165ZM18 163H19V161H18ZM63 164H65V163H63ZM139 164L141 165V163H139ZM196 164L198 165V163H196ZM21 165H22V162H21ZM135 165L137 166V164H135ZM188 165L190 167V164H188ZM191 165H192V163H191ZM5 166L6 165H2V164L0 165V174H3L5 171H7ZM9 166L7 167V169H9ZM16 166H18V165H16ZM10 167L12 169L16 168V167H14V165H13V167L12 166H10ZM138 167H139V165H138ZM67 169H69V168L67 167ZM191 169H193V168H190L189 170H191ZM52 170H54V169H52ZM52 170H49V171H52ZM246 170H248V168ZM1 171H4V172L1 173ZM142 171H143V169H142ZM67 173H68V171H67ZM69 173L71 174V172H69ZM72 174H74V173H72ZM39 175L37 174V177ZM198 175H199V173H198ZM62 176H63V174H62ZM196 177H197V175H196ZM198 177L200 178V176H198ZM198 177H197V179H198ZM0 178H1V176H0ZM75 178H76V176H75ZM34 179L33 180L31 179L32 183L28 181L31 184V185L28 184V186L30 185V188H31V186L35 185L34 182H36V181L38 182L39 180H41L40 178H38L37 180H34ZM61 179H63V177L60 178V180L59 179L57 180L56 178H53V177H52V179L50 178L46 181H45V179H43V184H42L43 188L45 189V191L47 190V192H49V193H45V195L51 194L50 190H52V189H49V188H52L54 186V184L56 185L57 183H59V181L61 182L62 181ZM133 179H135V178L133 177ZM56 180H57V183H56ZM138 181H139V179H138ZM193 181L195 182V180H193ZM197 181H199V180H197ZM212 181H214V180H212ZM216 181L218 182V180H215V183H216ZM238 181H241V180L238 179ZM41 182H42V180L40 181V183ZM62 182H64V179ZM199 182H201V181H199ZM206 182L208 183L207 180H206ZM69 183L70 182H68V184ZM197 184H199V183H197ZM210 184H211V182H210ZM50 185H52V187ZM59 185H61V184L59 183ZM62 185H63V183H62ZM179 185L180 184H178V187H179ZM201 185H203V184H201ZM64 186H65V183H64ZM185 186L186 185H184L183 187H185ZM59 187L60 186H57L56 189H58L60 191V193H62L63 192L62 187H60L61 190ZM178 187L176 188L177 190H178ZM238 187H239V184H238ZM204 188H205V186H204ZM212 188H213V185H212ZM34 189L35 188H32L31 192ZM185 189L188 190L190 188H185ZM200 189H202V187H200L199 185L196 187L194 186L191 189L192 191L189 190V192L190 193H195V192L198 193L199 191H201ZM203 189H202V197L201 198H203L204 195H206V193H207ZM28 190H29V188H28ZM205 190L207 191V189H205ZM24 191H25V189H24ZM27 191H26V193H27ZM129 191H130V189H129ZM138 191H140V190H138ZM31 192H30V194H31ZM35 192L37 193V191H35ZM173 192H174V190H173ZM232 192H234V191H232ZM24 193H22V194H24ZM33 193H34V191L32 192V195H33ZM57 193H56V196L59 195ZM134 193H135V191H134ZM183 193H185V192H183ZM52 194H53V190H52ZM131 194H130L129 199L132 196ZM137 194H138V192H137ZM233 194H235V193H233ZM24 195H22V196H24ZM47 195L45 198L48 197ZM60 195H61L60 197L62 198L63 194H60ZM181 195H182V193H181ZM213 195H214V193H213ZM28 196H29V194H28ZM49 196H52V195H49ZM54 196H55V194H54ZM172 196H173V194H172ZM229 196H231V195H229ZM53 197L51 199H53ZM57 198H58V196H57ZM57 198H54V199L56 200ZM135 198H136V196H135ZM197 198H198V196H197ZM205 198L206 197H204V199ZM210 198H211V196H210ZM216 198H214L215 202L217 201ZM26 199L23 198L22 199L23 201L21 200V203L24 204V203L29 201V199H27V200ZM47 199H49V197ZM51 199H49L48 201H51L50 203H53L55 200H51ZM171 199L173 200V198H171ZM199 199H200V197H199ZM234 199H233V201H235ZM59 200L61 201V200H63V198L59 199ZM133 200L135 201V199H133ZM168 200L169 199H167V201ZM176 200H174V201H176ZM213 200H211V201H213ZM127 202H129V201H127ZM170 202L172 203V201H170ZM47 204H49V202ZM56 204L57 203H55V204L53 203V205H56ZM202 204H204V203H202ZM50 205L51 204L46 206V208H48ZM0 206H1V204H0ZM22 206H26V205H22ZM210 206H211V204H210ZM51 207L48 209L50 210ZM131 208H133V206ZM206 208H207V206H206ZM208 208H209V206H208ZM44 209L45 208H43L42 210L45 212L46 210H44ZM52 209L55 210L53 207H52ZM166 209H167V207H166ZM177 209H179L178 212H176ZM212 209H211V211H212ZM124 210H126V209H124ZM193 210H195V209H193ZM4 211H6V210H4ZM209 211H210V209H209ZM48 212H47L48 215L53 214V213H51V211H48ZM203 212H201V213L203 214ZM205 213H207V212H205ZM205 213L203 215H205ZM28 214H29V212H28ZM40 214L42 215V212ZM128 214L130 215V213H128ZM202 214H201V216H202ZM212 214H213V212H212ZM48 215L46 216L45 223H43L44 221L41 222V220H39V218H38V221H39L38 224L39 225L41 224V227L39 228V226L36 224L38 227L37 228L36 225L34 224L35 225L34 227H36V228L32 227L34 229H32L31 227L29 228L28 224L26 225L24 223L27 220V218H26L27 216L24 218H21L20 223L17 222V224L18 223L19 224L14 229V232L12 231V234L13 233L14 234L10 235L11 238L8 239L6 242L3 241L4 242L3 244H5V246H9V247L10 246L16 247V248L21 247V244L29 242L27 240V238L29 239L30 236H31V238L33 237V240L29 239L30 242H32V241L35 242L36 239L38 238V236H42V235H40V233L43 234L46 231L45 229H49L48 227H52L51 226L52 224H50V223L54 220L51 218L47 219L49 217ZM53 215H50V216H53ZM118 215H120V214L118 213ZM208 215H209V213H208ZM223 215L226 216L225 217L226 220H224ZM39 216H37V217H39ZM34 217H35V215H34ZM221 217L223 219H221ZM203 218H204V216H203ZM34 219H36V218H34ZM118 219H120V218H118ZM56 220H58V218H56ZM33 221H34V223L38 222L35 220H33ZM27 222H28V220H27ZM54 222H56V221H54ZM220 222H221V224H220ZM204 223H206V222H204ZM62 224H61V226H62ZM203 224H201L202 227H204ZM218 224L221 225V227L219 228V231L217 230L216 231L217 233L212 235V237H208V235L211 234V231H213L214 228L217 229L218 226L216 227V225H218ZM120 225H118V227ZM186 226H187V228H186ZM190 227H192V226H189V228ZM199 228L201 229L200 226H199ZM51 229L53 230V228H51ZM63 229H65V228H63ZM117 235H118V232H117ZM195 236H196V234H195ZM135 237H137V236H135ZM41 238H39V239H41ZM120 238H118V239H120ZM159 239L161 240V238H158V240ZM61 240H59V241H61ZM190 240H192V239H190ZM193 241H194V239H193ZM117 242H119V241H117ZM3 244H1V245H3ZM106 244H107V242H106ZM186 244L188 245V242ZM189 244H190V241H189ZM204 244H205V246H207L206 243H204ZM114 245H115V243H114ZM187 245H186V247H187ZM164 246H162V247H164ZM205 246H204V248H205ZM22 247H23V245H22ZM45 247L48 249L47 245ZM111 247H112V245H111ZM127 247H125V249H123V248H118V249L115 248L114 250L110 249V250H112V251L109 250L110 251L109 252L110 258H108L107 260L105 259L104 261H100L99 264H132L133 258L131 256L135 254L133 251L136 248L132 249L129 253H127L130 250L129 247L128 248ZM184 247L185 246L179 247V248L181 249ZM189 247H190V245H189ZM1 248L8 250L7 247L6 248L1 247ZM30 248L32 249L34 247H30ZM138 248L136 249V252H138V250H139ZM166 248H168V247H166ZM166 248H164V249H166ZM12 249L13 248H11V251H12ZM17 249L20 250L21 248H17ZM176 249H177V247H176ZM224 250H228V252H227L228 256L227 257H224V254H223ZM168 251H169V249H168ZM179 251L184 252L183 249L179 250ZM163 252H164V250H163ZM2 253H3V251H2ZM7 253L9 254V252H7ZM11 253H12V255H15V254H13V251ZM184 253H186V251ZM53 254H54V252H53ZM156 254H154V255H156ZM166 254H167V252L165 253V257L167 255H169V254H167V255ZM170 254H172V253H170ZM174 254L175 253H173V255ZM16 255H18V254H16ZM36 255H37V253H36ZM158 255H162V254H158ZM19 256L20 255H18V257ZM51 256H52V254H51ZM56 256H57V254H56ZM109 256H106V257H109ZM169 256H171V255H169ZM43 257H45V256H43ZM177 257H178V259H177ZM177 257H175L177 259V261L175 260V258H174V260H175L174 261L172 257H171L172 258L171 261L173 260L176 264H179L181 262V261L179 262V260H181V256H177ZM13 258H14L13 260H15V257H13ZM9 259H11V257H9ZM30 259H31V257H30ZM6 260L3 259V261H5L7 263L2 261L3 262L2 264H8V261H6ZM45 260H48V256H47V259L45 258ZM168 260H170V259L168 258ZM17 261L14 262V261L9 260V262L12 264L13 263L19 264L20 262H17ZM38 261H40V260H38ZM143 261H145V260H143ZM152 261H154V260H152ZM46 262L48 263V261L41 262V263L47 264ZM161 262L162 261L160 260V263L158 262V264H161ZM164 262H165V259H164ZM177 262H179V263H177ZM21 264H22V262H21ZM167 264H170V263H167ZM191 264H193V263H191Z\"/></svg>","mask_w":264,"mask_h":264}]
</instances>
